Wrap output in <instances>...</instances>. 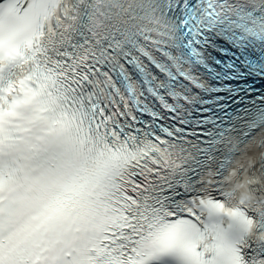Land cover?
Segmentation results:
<instances>
[{"label": "snow or ice", "instance_id": "obj_1", "mask_svg": "<svg viewBox=\"0 0 264 264\" xmlns=\"http://www.w3.org/2000/svg\"><path fill=\"white\" fill-rule=\"evenodd\" d=\"M0 264H264V0H0Z\"/></svg>", "mask_w": 264, "mask_h": 264}]
</instances>
